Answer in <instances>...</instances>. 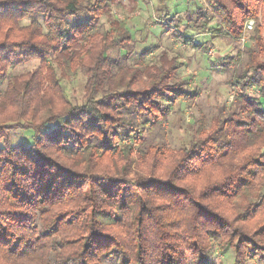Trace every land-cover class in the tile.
Segmentation results:
<instances>
[{
  "label": "trees",
  "instance_id": "16d2710c",
  "mask_svg": "<svg viewBox=\"0 0 264 264\" xmlns=\"http://www.w3.org/2000/svg\"><path fill=\"white\" fill-rule=\"evenodd\" d=\"M168 1L155 8L167 19L180 14ZM205 1L171 35L206 53L189 31L236 42L253 19L250 44L228 60L259 93L236 94L175 151L148 139L168 92L187 95L168 84L178 66L107 54L131 39L110 18L114 0H0V264H209L214 247L264 263V0ZM30 60L39 65L7 76ZM77 70L86 98L71 105L60 79ZM16 130L32 132L28 147L12 144Z\"/></svg>",
  "mask_w": 264,
  "mask_h": 264
},
{
  "label": "rangeland",
  "instance_id": "374dc122",
  "mask_svg": "<svg viewBox=\"0 0 264 264\" xmlns=\"http://www.w3.org/2000/svg\"><path fill=\"white\" fill-rule=\"evenodd\" d=\"M156 2L157 0H144L135 5L129 0H114L110 18L117 21L125 19L131 39L124 48L108 50L107 54L119 58L122 64L130 68L137 65L140 59L149 64L154 60L159 65L166 66L172 60L176 62L178 68L168 84L180 85L187 95L176 98V95L168 92V98H171L172 102L165 101V104H170L166 121L161 127L154 128L148 139L150 142L161 143L169 150L176 151L190 143L202 118L205 119L208 127L213 118H223L225 113L234 109L236 94L241 93L252 97L258 95L257 87H243L242 81V84L239 82L237 84L232 77L236 65L228 60V57L235 58L238 50L250 44L249 37L255 29V22L250 19L245 23L243 36L236 42L229 41L227 38L211 39L207 34L196 32L191 34L192 31H189L191 42L198 44L206 42V47H204L207 52L203 53L202 50L197 51L191 48L192 43L186 42L188 44L185 45L181 38H174L170 30L177 28L181 31L186 21L185 18L188 17L184 14L186 11L192 12L189 18L191 24L197 7H202V11H207L206 9L209 8L206 1L169 0L168 10L172 13H180L172 15L169 19L166 18L167 15L164 12L156 11ZM74 21L75 19L71 20L72 23ZM27 22L28 20L23 21V23ZM108 22L107 17L103 16L99 25L108 28ZM250 22L252 27L248 28ZM144 51L147 54L143 56ZM38 65L37 60L19 62L8 69L7 76L31 71ZM139 69L144 74L142 68L139 67ZM55 73L59 78L60 70L57 69ZM5 82L6 78L0 83V90L4 89ZM85 83L86 75L83 70H77L73 76H63L60 79V88L64 101L71 105L82 104L86 98ZM8 112L11 115L14 113L12 109ZM11 142L13 145L23 143L28 147L32 142V132L13 131ZM163 167H166V162ZM233 260L234 253L231 248L226 247L220 250L219 247H214L210 252L208 262L209 264H234ZM245 264L264 263L257 261L254 257L247 260Z\"/></svg>",
  "mask_w": 264,
  "mask_h": 264
},
{
  "label": "built area",
  "instance_id": "2783aa9c",
  "mask_svg": "<svg viewBox=\"0 0 264 264\" xmlns=\"http://www.w3.org/2000/svg\"><path fill=\"white\" fill-rule=\"evenodd\" d=\"M252 27V24H251V22L248 24V28H251Z\"/></svg>",
  "mask_w": 264,
  "mask_h": 264
}]
</instances>
